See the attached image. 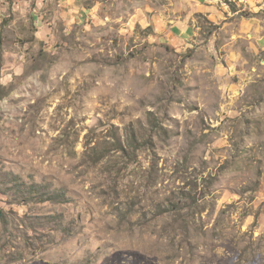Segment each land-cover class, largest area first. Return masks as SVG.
I'll return each mask as SVG.
<instances>
[{"label":"rangeland","instance_id":"rangeland-1","mask_svg":"<svg viewBox=\"0 0 264 264\" xmlns=\"http://www.w3.org/2000/svg\"><path fill=\"white\" fill-rule=\"evenodd\" d=\"M73 1L0 0V264H264V0Z\"/></svg>","mask_w":264,"mask_h":264},{"label":"trees","instance_id":"trees-1","mask_svg":"<svg viewBox=\"0 0 264 264\" xmlns=\"http://www.w3.org/2000/svg\"><path fill=\"white\" fill-rule=\"evenodd\" d=\"M3 177L8 178V182L13 184V190H16L23 197L33 198L37 202H61L65 200L64 191H50L48 188L36 184L27 187L11 173H4Z\"/></svg>","mask_w":264,"mask_h":264},{"label":"crops","instance_id":"crops-1","mask_svg":"<svg viewBox=\"0 0 264 264\" xmlns=\"http://www.w3.org/2000/svg\"><path fill=\"white\" fill-rule=\"evenodd\" d=\"M54 6H57L59 8H65L67 10V14L69 15V12L72 14H75L73 17L76 18V20L79 19V8L75 6V2L73 0H53ZM72 16V15H70Z\"/></svg>","mask_w":264,"mask_h":264}]
</instances>
